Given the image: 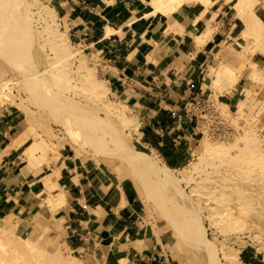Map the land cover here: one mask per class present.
Returning a JSON list of instances; mask_svg holds the SVG:
<instances>
[{
  "label": "rangeland",
  "instance_id": "rangeland-1",
  "mask_svg": "<svg viewBox=\"0 0 264 264\" xmlns=\"http://www.w3.org/2000/svg\"><path fill=\"white\" fill-rule=\"evenodd\" d=\"M212 1L213 7L227 4L235 14L233 1ZM242 1V11L253 25L246 40L252 42L230 47L225 57L232 64L220 65L236 76L217 78L225 83L215 87L225 95L198 102L188 158L170 167L173 183L162 184L129 152L157 156L161 169L166 164L157 152L141 149L144 104L123 100L109 87L107 37L115 25L111 28L106 21L80 42L70 35L65 13L55 0H0V103L20 115L25 128L14 145L29 140L20 160L35 170L27 198L36 204L26 221L0 211V264H86L87 259L66 242L67 228L59 217L63 203L55 201L57 187H42L43 177L60 171L67 154L81 160L78 151L101 164L119 199L129 203L134 195L140 200V226L151 247L175 264H226L224 254L236 251L240 264L247 252L264 264V66L247 56L264 48V38L258 36L264 30L255 17L263 0ZM133 2L132 27L146 52L177 30L188 6L144 15L149 0ZM209 25L210 21L205 30ZM112 108L117 112L108 114ZM137 184L143 185L149 201L142 199Z\"/></svg>",
  "mask_w": 264,
  "mask_h": 264
},
{
  "label": "crops",
  "instance_id": "crops-1",
  "mask_svg": "<svg viewBox=\"0 0 264 264\" xmlns=\"http://www.w3.org/2000/svg\"><path fill=\"white\" fill-rule=\"evenodd\" d=\"M133 1L55 0L60 5L58 10L65 13L70 35L80 42L106 25V21L111 28L118 27L107 37L110 46L105 60L111 68L110 90L123 100L132 98L144 104L139 136L142 151L157 152L166 165L176 167L190 153L188 142L198 102L216 94L225 95L215 87V83H225L217 81L216 70L223 66L221 63L232 64L225 57L229 56L230 47L237 49L252 40L248 42L241 36L245 24L227 4L211 8L205 21L196 24L193 21L204 6L193 4L183 11L177 30L146 52L132 27ZM256 14L264 25V0ZM207 21L210 25L205 30ZM247 56L264 66L263 47ZM242 82L240 78L234 84L236 91ZM23 130L20 115L0 103V211L26 221L36 205L27 198L35 170L20 160L29 140L14 145ZM62 161L55 201L63 203L59 217L67 228L66 242L73 252L87 259L86 264H175V260L151 247L140 226V200L134 195L129 203L119 199L114 182L100 163L82 162L69 154ZM105 230L113 233L117 244L105 245ZM242 261L258 264L257 257L248 252Z\"/></svg>",
  "mask_w": 264,
  "mask_h": 264
},
{
  "label": "bare ground",
  "instance_id": "bare-ground-1",
  "mask_svg": "<svg viewBox=\"0 0 264 264\" xmlns=\"http://www.w3.org/2000/svg\"><path fill=\"white\" fill-rule=\"evenodd\" d=\"M230 1H233L234 2V5H233V10L234 11L233 12H235V15L238 18H240V20H242L244 22V24H245V29H243V31L242 32L240 31V32H241V36L244 39H247V37L249 36V34L252 31V26H253L252 25V20L250 19L251 17L249 18V16L246 15L242 11V4H243V1L242 0H227V2H230ZM193 4H201V6H204L203 7L204 10L193 21L194 24L199 23V22H204L205 19H206V17H207V15H208V13H209V10L211 8H214L213 7L214 2L212 0H149L150 9H149V11L147 13H144V15L145 14H147V15L155 14L157 12H161L163 14H169V13H172L173 11L177 10L178 8H184V6H186V5H193ZM255 17H257V19L259 20L260 25L262 26V28L264 30V25H262V22H261L262 20H260L257 15ZM131 22L133 24V21H131ZM208 22L209 21H207V24H208ZM115 28H116V30L118 29V27L116 25H115ZM258 36L264 38V31L258 33ZM60 37H62V36H60ZM58 39L60 40L61 38H58ZM67 39L69 41V38H67ZM62 41H63V39H62ZM61 42H60V44H61ZM216 76L220 80L221 79L233 80V78L236 76V74H235V72L230 67H228L226 65L225 66L223 65V66H221L219 68V70H216ZM116 112L117 111L114 110L113 108L112 109H107V113L108 114H114ZM129 152H130L132 158L135 160V162L138 165L144 166L145 168H149L154 173L155 177L157 178V180L160 183H162V184H171V183H173V181H174L173 180V177L171 176V174L169 172L172 169L168 165H166V164H163V166H162L163 169L159 168V165H158L159 159L157 158V156L155 157L153 155V157H152V156H149L148 155L147 157H142L141 155H139L136 151H134L132 149L129 150ZM78 154H79L80 159H81L82 162H87V161L90 160L86 155L80 153L79 151H78ZM94 160H96V162H99L98 159H94ZM62 166H63V164H62ZM59 175H60V171L59 170H54V172L51 173L50 176L46 177L45 178V183H46V188L45 189H50L51 187H58L57 179H58ZM137 189H138V193L140 194V196L142 197V199L145 202L149 201V196L150 195L148 196V194L146 193L145 189H143V185L137 184ZM220 199L221 198H219L218 200H220ZM212 201H215V200L212 199ZM221 201H223V198L221 199ZM217 203L219 205V201ZM222 203L224 205L225 204V201L222 202ZM241 204H243V203H241ZM220 205H222V204L220 203ZM124 206H126V205H124ZM227 207L228 206H226V208ZM239 207H241V206H239ZM210 208H211V210H213V207H210ZM220 208H222V207H218V206L216 207L217 210H221ZM125 209H126V207H125ZM215 214H217V213H215ZM222 214H224V213L222 212L221 215ZM217 215L219 216V214H217ZM230 215H231L230 211L229 212H226L225 218L231 219L232 216H230ZM213 217H214V215H213ZM218 218H221V216H219ZM221 221H222V219H221ZM211 222H212L213 225H215L217 227H221V225H219V223H218V220L212 219ZM199 223H200V221H199ZM199 223H198V227H201L202 225L200 224L201 225L200 226ZM203 237H204V242L208 246H210L209 243H208L209 240L205 236V234H203ZM117 242H118L117 241V238L115 236H113V233L112 232L109 233L108 230H105L104 231V243H105V245L117 244ZM208 248L206 249L207 251L209 250ZM224 256H225L226 264H240L241 263L240 254L237 251L236 252H231V253H228V254L225 253ZM212 261L213 262L216 261L214 259L213 255H212Z\"/></svg>",
  "mask_w": 264,
  "mask_h": 264
}]
</instances>
